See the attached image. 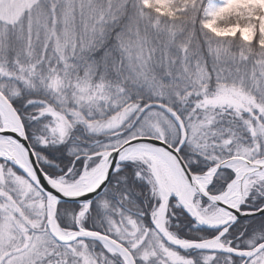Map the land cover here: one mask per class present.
<instances>
[{"label":"snow or ice","instance_id":"snow-or-ice-1","mask_svg":"<svg viewBox=\"0 0 264 264\" xmlns=\"http://www.w3.org/2000/svg\"><path fill=\"white\" fill-rule=\"evenodd\" d=\"M0 264H264V0H0Z\"/></svg>","mask_w":264,"mask_h":264}]
</instances>
